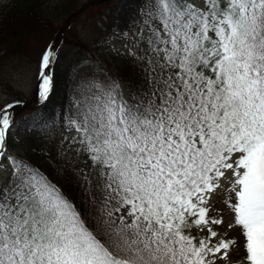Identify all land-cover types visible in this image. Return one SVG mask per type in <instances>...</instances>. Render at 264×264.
<instances>
[{
  "label": "snow or ice",
  "instance_id": "6c2138e0",
  "mask_svg": "<svg viewBox=\"0 0 264 264\" xmlns=\"http://www.w3.org/2000/svg\"><path fill=\"white\" fill-rule=\"evenodd\" d=\"M135 20L121 32L144 82L96 83L68 114L74 193L7 152L21 102L0 107V264L226 262L236 241L209 215L226 171L229 228L264 264V0H141ZM59 56L39 55V103Z\"/></svg>",
  "mask_w": 264,
  "mask_h": 264
},
{
  "label": "trees",
  "instance_id": "16d2710c",
  "mask_svg": "<svg viewBox=\"0 0 264 264\" xmlns=\"http://www.w3.org/2000/svg\"><path fill=\"white\" fill-rule=\"evenodd\" d=\"M81 1L59 0L50 5L48 0H0V90L9 103L21 102L15 109L16 126L9 133L7 152L38 166L66 193H74L72 172L77 166L72 154L65 152L74 134L66 123L73 101H87L93 85L108 78L123 84L129 93L144 82L142 68L124 48V33L135 30L141 0ZM80 6L91 17L85 35L76 28L81 12L66 20ZM113 39L120 43L112 45ZM53 42L60 56L54 65L52 91L46 102L39 103L37 62ZM23 74L31 77L30 96L16 87L15 77ZM26 125L34 131L22 132Z\"/></svg>",
  "mask_w": 264,
  "mask_h": 264
},
{
  "label": "rangeland",
  "instance_id": "374dc122",
  "mask_svg": "<svg viewBox=\"0 0 264 264\" xmlns=\"http://www.w3.org/2000/svg\"><path fill=\"white\" fill-rule=\"evenodd\" d=\"M50 5L56 4L59 0H48ZM87 0H82L80 3H85ZM82 6V5H81ZM80 6V7H81ZM50 9V8H49ZM74 13V12H72ZM90 13H88L87 10H83L81 12L80 17L76 21V28L78 31L83 32L84 35L86 33H89L90 31V20L91 17L88 16ZM64 26V21H61V24L59 25V28L62 29ZM56 38V37H55ZM120 42L115 41L114 39L111 41V44L116 46ZM96 69V68H95ZM26 76V78H22ZM28 75H21L17 78L18 85L16 86L17 89L23 91L27 96H30L33 91L29 84V79L31 77ZM121 89L124 91L125 96L129 94L126 87L119 83ZM8 98L5 94L0 90V105L1 104H8ZM232 175L230 171L225 172V177L221 178L220 180V187L217 188L214 192L211 193L210 199H209V206H210V217L220 219L222 220V223L219 225H213V230L218 233V237L216 239H219L220 237H223L225 240L232 239L235 240L236 243L232 246L230 252H229V258L225 262L224 260H217V264H245L243 257L245 256V252L243 249V237L241 235L240 229L237 226H233L229 228V225H235V215L232 212V210L228 207V203H235V193L230 192L229 189L231 187L232 182ZM203 235V234H201ZM215 242V240L213 241Z\"/></svg>",
  "mask_w": 264,
  "mask_h": 264
},
{
  "label": "bare ground",
  "instance_id": "6f19581e",
  "mask_svg": "<svg viewBox=\"0 0 264 264\" xmlns=\"http://www.w3.org/2000/svg\"><path fill=\"white\" fill-rule=\"evenodd\" d=\"M83 10H85V8L79 7V8H77V9L74 11V14H75L76 12H82Z\"/></svg>",
  "mask_w": 264,
  "mask_h": 264
}]
</instances>
